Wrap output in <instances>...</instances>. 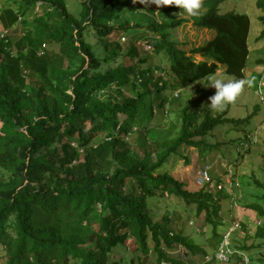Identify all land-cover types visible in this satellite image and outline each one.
<instances>
[{"label":"trees","instance_id":"trees-1","mask_svg":"<svg viewBox=\"0 0 264 264\" xmlns=\"http://www.w3.org/2000/svg\"><path fill=\"white\" fill-rule=\"evenodd\" d=\"M148 1L81 0L78 16L66 0L0 2V264H148L151 254L158 264H183L185 253L176 261L165 248L179 244L188 255L202 248L185 228L173 230V207L161 202L169 195L211 227L214 249L209 254L203 249L202 255L218 248L220 199L228 200L233 189L225 182L227 195L217 198L222 189L212 193L209 179L192 191L164 167L174 156L188 164L181 149L201 146L228 109L214 116L215 111L194 108L184 97L174 108L173 94L220 68L242 76L250 19L234 10L221 12V4L230 0H203L205 9L194 26L213 34L192 46L173 39L175 29L188 22L174 20L178 7L155 10ZM255 1L264 10V0ZM138 8L150 13L149 22L126 16ZM155 14L162 20H154ZM258 19L261 39L264 14ZM14 26L21 36L11 42L7 32ZM140 40L150 44L151 55L163 53L167 66H139L148 62V55L137 52ZM54 44L57 51L46 48ZM196 55L203 60L197 62ZM137 85L141 90L126 95ZM173 114L175 135L165 130L160 136V120ZM133 133H138L135 143L142 156L128 143ZM249 141L245 135L242 142ZM230 179L231 186L237 184ZM253 182L264 200V183ZM244 208L259 220L250 230L246 219L230 234L237 254L229 263L236 256L244 264V253L262 263L264 207L256 201ZM238 230L241 241L233 237ZM119 246L124 250L120 258Z\"/></svg>","mask_w":264,"mask_h":264},{"label":"rangeland","instance_id":"rangeland-1","mask_svg":"<svg viewBox=\"0 0 264 264\" xmlns=\"http://www.w3.org/2000/svg\"><path fill=\"white\" fill-rule=\"evenodd\" d=\"M1 1L2 0H0V2ZM80 2L81 0H66L70 13L78 16ZM148 4L155 10H157V8L163 9L170 6H157L156 0L148 1ZM204 9L205 8L202 7L201 13H203ZM220 10L221 12L234 10L238 13H246L250 19L248 35L249 54L246 68L244 69L243 75L240 77L250 80L251 83L244 87L234 103L229 104L225 108L228 109V113L222 115L217 123L212 124L209 134L201 139V146L195 148L183 147L181 149L182 154L186 156L189 163L185 164L182 157L174 156L170 159L168 165L164 167V170L170 172L174 178L186 182V184H188L186 187L192 191L201 189L210 179L213 183L210 188L212 193L222 189L220 194H216L217 198L225 194L227 195V192L224 191L225 182L229 185L231 182L230 178L233 177L235 179L238 185L236 188L232 185L231 188L235 193L236 199L234 201L232 200V192L230 195H227L229 196L228 200L223 197L220 199L222 212L219 214V219L222 220L223 224L219 227V233L220 235H224L228 227L234 226L238 222L242 223V221H246V219H248L247 222L250 230L254 228V222H257L259 219H254L252 214H248L244 208L245 205L258 201L264 207V200L259 199L263 190L257 187L253 182L254 180H259L264 183V167L262 166L264 159V79L262 78L259 80L261 75L264 77V37L261 39L258 38L263 29V24L258 18L260 15L264 14V10L256 6L255 0H230L221 4ZM126 16L136 19L139 23H147L151 18L150 13H145L140 8L136 10L131 9ZM199 16L189 17L182 13L179 8L176 9L173 12L174 20L185 18L188 22H184L183 26H179L175 29L174 41H177L179 38L182 42L185 43L188 41L193 46L194 42L198 39L204 42L207 38H210L213 34L212 32L203 29L196 30L194 23L198 20ZM152 18L156 21L162 20L157 14L154 16L152 15ZM7 36L11 42H14L21 36V31L17 26H14L7 32ZM121 41H123V39ZM136 47L139 55H148L147 63L144 65L138 64L142 68H146L150 64L156 65L159 63L160 69L167 66V60L163 53L158 54V56L151 55V46L149 43H146L145 40L138 41ZM46 48L52 52L58 50V46L55 44L47 46ZM138 58L126 59V62H135ZM195 59L197 62L203 60L199 55H196ZM158 74L163 77V80H167L165 74L160 70L157 71V75ZM216 74H224L228 79L238 77L226 74L222 68H220ZM261 81L262 83L260 85ZM201 82H207V80ZM201 82L193 84L187 91L174 92V108H177L181 103L180 101H183V97L184 101L188 98L191 99L194 108H205L206 106L204 105L210 102L208 97L214 94L215 89L211 86L205 87ZM198 88L200 92L196 94L195 92ZM139 90H141V86L137 85L135 90L127 91L126 95H134ZM223 111H215L213 115L216 116ZM173 113L177 112L173 111ZM176 124H178V122L175 114L160 120V136H164L165 130L169 131L171 135L174 136L177 130ZM245 135H250L248 144L242 142ZM137 137L138 133L129 135L128 143L138 151L140 156H142V152L139 151L135 143ZM153 139L154 138L151 136H148L149 141ZM247 147H249L248 153H245ZM215 181L217 183H215ZM218 183L220 186L216 187ZM228 185L226 186L227 188ZM161 202H163L165 206L170 204L171 208L173 207V211L175 212V215L172 217L173 230L179 231L181 227H183V229L185 228L184 233L186 235L191 234L196 240V243L202 248L197 250L194 255H188L184 247L175 244L172 249L168 250L165 248L166 252L174 257L176 261L180 259V255L182 256L183 253H185L186 257L182 258L183 264H207L208 261L206 258L208 256L202 254L204 251H206V254H209L214 249V247H212L214 239L210 235L211 227L204 226L203 219L201 217H195L193 208H185L180 198L169 195ZM162 212L163 211L159 210L158 215L161 216ZM165 212H167V210ZM155 218L158 219V217ZM233 237L240 239V241L242 240V235L239 230L234 233ZM129 246L131 247V245ZM203 249L204 251H202ZM262 250H264V247ZM128 252L126 256L129 257ZM123 253V247L119 246L116 253L117 257L120 258ZM245 254L248 257L252 256V254L249 253ZM188 258L192 260V263L188 262ZM148 261V264H158L155 254H151ZM160 264L169 263L161 262ZM219 264H239V258L234 256L230 263L219 262ZM249 264H264V262L258 263L254 260L250 261Z\"/></svg>","mask_w":264,"mask_h":264},{"label":"clouds","instance_id":"clouds-1","mask_svg":"<svg viewBox=\"0 0 264 264\" xmlns=\"http://www.w3.org/2000/svg\"><path fill=\"white\" fill-rule=\"evenodd\" d=\"M156 5L157 6L174 5V6H177L182 13L186 14L189 17H198L201 14V10L203 7V0H156ZM0 32L3 33L4 31H0ZM201 83L205 87L211 86V87H214L215 89L214 94L208 97V100L210 101V103L204 106L208 107L209 109L213 111L219 112V111H223L229 104L234 103L237 100L238 96L241 94L244 87L247 84H250L251 81L246 80L243 77H234V78L228 79L225 77L224 74H209L207 77V82H201ZM231 184L229 185L227 184L229 188H231ZM227 185H225V188ZM236 187H237V184H234V188ZM233 195L235 196L234 192H233ZM238 228H239V222L234 226L228 227L226 233L230 232L229 233V236H230V234L235 229H238ZM224 235L222 234L223 238H224ZM229 247H230V239H229ZM234 254H237V251L234 250L232 255ZM242 255H243L244 264H249L250 261H249L248 256L245 253ZM245 258H247V262L245 261ZM229 261L227 263H229Z\"/></svg>","mask_w":264,"mask_h":264},{"label":"built area","instance_id":"built-area-1","mask_svg":"<svg viewBox=\"0 0 264 264\" xmlns=\"http://www.w3.org/2000/svg\"><path fill=\"white\" fill-rule=\"evenodd\" d=\"M262 81L260 82L261 85ZM231 184V183H230ZM229 233H226L224 235V238L222 242L219 244L216 251H214L213 255H209L206 260L210 262L213 258L219 262H225L227 263L230 259V256L232 255L233 251L229 247ZM245 261L247 262V258H245Z\"/></svg>","mask_w":264,"mask_h":264}]
</instances>
